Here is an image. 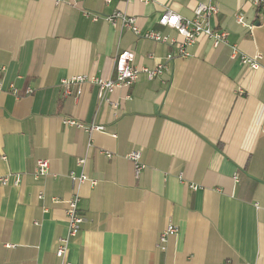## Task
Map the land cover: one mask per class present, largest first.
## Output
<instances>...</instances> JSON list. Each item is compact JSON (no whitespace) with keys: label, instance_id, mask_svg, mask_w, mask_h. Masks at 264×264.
Returning a JSON list of instances; mask_svg holds the SVG:
<instances>
[{"label":"crops","instance_id":"0c3cea01","mask_svg":"<svg viewBox=\"0 0 264 264\" xmlns=\"http://www.w3.org/2000/svg\"><path fill=\"white\" fill-rule=\"evenodd\" d=\"M199 3L218 7L211 28L228 44L203 39L165 60L176 47L146 34L181 39L159 17L192 19ZM118 12L136 17L139 35L108 21ZM233 45L263 56L261 67L234 59ZM123 52L138 69H167L115 90L117 109L89 83L64 95L63 80L115 78ZM138 150L136 178L128 154ZM39 159L49 171L35 179ZM17 175L19 187L0 185V264H62L75 195L85 222L73 264H264V12L248 0H0V178ZM170 224L178 232L162 250Z\"/></svg>","mask_w":264,"mask_h":264},{"label":"built area","instance_id":"2783aa9c","mask_svg":"<svg viewBox=\"0 0 264 264\" xmlns=\"http://www.w3.org/2000/svg\"><path fill=\"white\" fill-rule=\"evenodd\" d=\"M78 1V0H76ZM144 4L148 3L149 0H141ZM250 3H253L255 6L261 8L264 12V1L263 0H248ZM107 3H110L111 0H106ZM218 7L213 3H199L198 7L194 10V17L192 19L182 18L177 15L169 8H166L162 15L159 17V23L162 26L173 28L179 35L181 39H169L166 36L158 33H148L145 37L152 39L156 42H166L171 46L176 47V52L173 54H168L165 58L167 61H173L174 58H186L190 55L189 48L198 43L200 40H209L212 42V45L219 46L220 44L227 45L228 44V32L216 31L211 28V19L213 16L218 14ZM237 23L243 27H247L250 30L253 29L252 26H248L245 17L241 13L237 16ZM96 20L97 17H94ZM108 21L112 23V25L116 26L118 21L122 22L123 26L133 31L135 34L139 35L140 30L137 25L136 17L128 16L122 12L115 13L111 16L107 17ZM173 19H175V23H173ZM234 59H239L240 62L248 66L251 70H257L261 67V61L263 56L255 55L254 57H249L238 50L236 45L232 46V55ZM134 61V53L132 52H123L116 58V77L115 78H102L96 76H81L75 77L68 80H63L61 85L63 86L64 95H72L73 91H71V86L77 85L81 87L84 83H89L92 85H96L98 87V100L99 103L102 104H111L115 109L118 108V104L112 102L110 100V95L115 92L118 88H129L131 87L135 81L139 78V73L144 72L148 75L150 79L158 78L162 75L163 71L167 69L166 63H161V65L157 66L154 69H138L133 65ZM31 92V91H29ZM28 92V93H29ZM12 93L14 95L20 96V93L14 86H12ZM82 95L81 89H77L76 99H78ZM64 123L68 126H76L80 129H84L88 132L101 130V127L91 126L84 127L78 124L75 120L65 119ZM129 160L133 163L135 168V177L138 178L144 169V165L141 161L142 155L141 152L134 151L128 154ZM49 171V162L47 160L39 159L37 161L36 169L34 173L35 179H39L48 174ZM70 178L73 183H82L87 180V176L78 177L75 174L70 175ZM236 179H239L238 176H235ZM12 183L15 186L19 187L21 183V177L19 175L14 176L13 180L10 177L0 178V185H8ZM95 185L96 183L93 182ZM192 189H197L196 185L191 186ZM38 198H43V193L40 192L38 194ZM80 198L77 195L70 198L66 204V216L68 222L67 234L64 237H61L57 241V249L56 256L58 259L62 261V264H73L68 260L69 247L72 239H74L82 229L83 223L85 222V218L80 213L78 205ZM57 202V199L54 200ZM178 229L175 225H168L165 232L162 234L160 238V246L162 250H165L164 245L167 243L169 236L177 234Z\"/></svg>","mask_w":264,"mask_h":264},{"label":"snow or ice","instance_id":"6c2138e0","mask_svg":"<svg viewBox=\"0 0 264 264\" xmlns=\"http://www.w3.org/2000/svg\"><path fill=\"white\" fill-rule=\"evenodd\" d=\"M173 23H175L176 21H175V19H173V21H172Z\"/></svg>","mask_w":264,"mask_h":264}]
</instances>
